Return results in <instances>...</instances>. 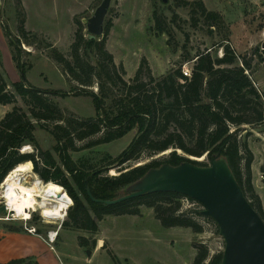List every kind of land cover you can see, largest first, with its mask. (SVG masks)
Masks as SVG:
<instances>
[{
	"label": "trees",
	"instance_id": "1",
	"mask_svg": "<svg viewBox=\"0 0 264 264\" xmlns=\"http://www.w3.org/2000/svg\"><path fill=\"white\" fill-rule=\"evenodd\" d=\"M14 1L16 38L12 40L7 28L3 26V29L14 50L12 59L22 80L13 82L10 85L13 90L10 91L0 73V105L11 106L0 120V186L16 166L31 162L40 188L59 192L67 201V221L63 222V227L94 234L103 217L139 216L140 208L146 206L153 210L163 228H187L198 234L203 232V227L188 216L192 211L181 210L180 201L185 198L199 203L177 193L146 194L116 205H104L98 201H111L123 196L130 185L150 169L163 164L178 166L191 162L206 167L207 163L193 158L206 156L211 161L212 157L220 155L227 160L245 198L264 222L261 200L252 185L254 155L241 136L245 127H264L263 102L249 78L251 61L240 59L241 67L240 57L229 45H224L222 58L204 51L190 59L193 60L190 78L183 76L181 67L156 78L148 62L142 59L134 76L126 81L123 66L116 65L106 48L112 20L104 22L102 37L94 40L88 39L82 21L75 20L77 28L69 58L51 45L48 47L52 50L51 58L66 80L75 85L71 87L70 94L90 97L95 117H65L50 98L64 93L41 90L25 79V66L19 62L20 44L22 39L27 40L29 32L25 30L21 0ZM182 4L188 5L187 2ZM189 5L194 6L193 13L199 14L211 28L224 27L222 16L208 11L201 1ZM153 17L156 30L164 34L165 27L156 12ZM27 45L31 46L30 43ZM184 60L189 61L188 56ZM94 86L96 92L91 89ZM17 96L28 106V113L17 107ZM37 126L52 136L58 160L39 148L34 134ZM134 130V137L116 157L109 154L82 156L76 160L72 157V153L110 144ZM88 139L84 146H77V142ZM25 145L32 146L34 152H20ZM166 151L170 152L162 160L134 165L144 157H154ZM260 169L264 172V164ZM111 170L116 174H110ZM194 213L202 216V212ZM8 231L20 232L14 228ZM79 240L80 246L86 245L84 238ZM193 248L196 253L191 264H221L222 252L210 256L207 246L200 243L194 244ZM0 264L38 263L27 257Z\"/></svg>",
	"mask_w": 264,
	"mask_h": 264
},
{
	"label": "rangeland",
	"instance_id": "2",
	"mask_svg": "<svg viewBox=\"0 0 264 264\" xmlns=\"http://www.w3.org/2000/svg\"><path fill=\"white\" fill-rule=\"evenodd\" d=\"M102 1L23 0L27 26L31 29L27 40L22 39L20 44L19 62L25 66V79L41 90L64 93L63 96L54 95L50 98L65 117L94 118L95 109L90 97L70 94L71 87L75 85L66 80L60 67L51 58L52 50L48 46L51 45L69 58L70 45L77 28L74 21L81 20L83 23L90 19ZM196 1H201L208 11L218 12L224 20V27L211 28L199 14L193 13L194 6L189 4ZM182 2H187L188 5ZM15 10L14 0H0V73L10 91L13 90L10 87L13 82L22 80L12 59L14 50L3 29V26L7 28L12 40L16 38ZM154 12L163 22L166 30L164 34H160L155 28ZM108 19L112 20L113 27L106 48L113 55L116 65L123 66L126 81L134 76L142 59L148 62L152 75L157 78L171 69L191 68L193 60L190 59L204 51H210L212 56L218 58L224 45H229L235 55L240 57L239 63L242 58L251 61L253 80H264V0H111L105 21ZM84 32L87 33L86 29ZM187 56L189 61L184 60ZM262 88L264 90V86ZM91 89L96 92L95 86ZM16 103L24 112H29L28 106L18 96ZM10 107L0 106V118ZM135 133L136 130L110 144L72 153V157L75 160L96 154L116 157L128 146ZM34 134L39 148L43 152H50L58 160L53 150L55 143L49 132L37 126ZM241 136L242 140L248 142L252 153L258 156L251 166L252 185L264 211V182L259 179L260 167L264 164V127H245ZM89 140L77 142V146L82 147ZM20 152L33 153L34 148L25 145ZM169 152L144 157L134 165L162 160ZM193 159L210 164L206 156ZM110 174H116L115 170H111ZM180 202L182 211H192L188 216L203 227L202 233L197 234L187 228H163L153 210L146 206L140 208L139 216L103 217L94 234L63 227L67 216L57 224H46L35 211L27 222L15 219L10 212L1 215L0 232L17 233L8 231L9 228H14L19 229V233H27L24 228L28 226L35 228L37 235L48 243V232H51L53 240L57 233L55 241L50 243L57 254L45 251L46 264H191L196 253L193 245L196 243L206 245L210 256L222 252L224 241L216 223L194 213L202 212L203 206L185 198ZM80 238L86 240L83 247L80 246Z\"/></svg>",
	"mask_w": 264,
	"mask_h": 264
},
{
	"label": "water",
	"instance_id": "3",
	"mask_svg": "<svg viewBox=\"0 0 264 264\" xmlns=\"http://www.w3.org/2000/svg\"><path fill=\"white\" fill-rule=\"evenodd\" d=\"M110 4L111 0H103L93 16L83 21L89 40L102 37ZM125 192L115 200L98 202L116 205L146 194L183 195L201 204L202 216L216 223L224 241L221 264H264V222L245 198L224 157H212L206 167L191 162L178 166L163 164L150 169ZM7 213L0 197V216Z\"/></svg>",
	"mask_w": 264,
	"mask_h": 264
},
{
	"label": "bare ground",
	"instance_id": "4",
	"mask_svg": "<svg viewBox=\"0 0 264 264\" xmlns=\"http://www.w3.org/2000/svg\"><path fill=\"white\" fill-rule=\"evenodd\" d=\"M31 165L30 162L19 164L1 184L0 197L4 200L8 212L12 213L15 219L22 221H29L35 211L46 224L62 222L68 210L66 199L59 192L42 191ZM57 235L56 233L54 237ZM54 241L52 237V242Z\"/></svg>",
	"mask_w": 264,
	"mask_h": 264
},
{
	"label": "crops",
	"instance_id": "5",
	"mask_svg": "<svg viewBox=\"0 0 264 264\" xmlns=\"http://www.w3.org/2000/svg\"><path fill=\"white\" fill-rule=\"evenodd\" d=\"M22 8L25 13V7L23 0H21ZM25 30L30 32L31 29L27 26V15L25 13ZM2 32L0 26V33ZM7 55V54H6ZM8 57V55H7ZM1 106V105H0ZM10 107V106H2ZM11 110L7 109L2 117ZM0 118V120L2 119ZM249 145V144H248ZM250 148V147H249ZM251 150V148H250ZM254 162L258 156L253 152ZM253 162V164H254ZM20 250V253L18 252ZM45 251H50L57 254L55 248L45 241L43 237L39 235H30L27 233H1L0 232V263H7L8 261L20 258L32 257L38 264H46V258L44 257Z\"/></svg>",
	"mask_w": 264,
	"mask_h": 264
},
{
	"label": "built area",
	"instance_id": "6",
	"mask_svg": "<svg viewBox=\"0 0 264 264\" xmlns=\"http://www.w3.org/2000/svg\"><path fill=\"white\" fill-rule=\"evenodd\" d=\"M223 57V50H220L219 51V54H218V58H222ZM240 66L242 67V64H241V61H240ZM183 76L187 77V78H190L191 76V68H182L181 70ZM247 75H249V73L246 71L245 72ZM249 78L251 79V82L254 86V88L256 89V91L258 92V94L260 95L261 99H262V102H263V108H264V90H263V86H264V80L261 81V82H257L255 80L252 79L251 76H249ZM259 179L261 180V182H264V172H259ZM27 222V221H26ZM25 231L30 234V235H37V231L35 228H31V227H28V226H25ZM48 240L50 243H53L52 242V238H51V232H48ZM54 239H56V237H54Z\"/></svg>",
	"mask_w": 264,
	"mask_h": 264
}]
</instances>
